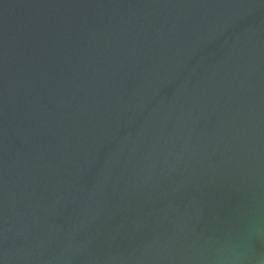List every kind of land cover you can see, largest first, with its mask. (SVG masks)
Segmentation results:
<instances>
[{
	"label": "water",
	"instance_id": "water-1",
	"mask_svg": "<svg viewBox=\"0 0 264 264\" xmlns=\"http://www.w3.org/2000/svg\"><path fill=\"white\" fill-rule=\"evenodd\" d=\"M261 201L264 0H0V264H178Z\"/></svg>",
	"mask_w": 264,
	"mask_h": 264
},
{
	"label": "clouds",
	"instance_id": "clouds-1",
	"mask_svg": "<svg viewBox=\"0 0 264 264\" xmlns=\"http://www.w3.org/2000/svg\"><path fill=\"white\" fill-rule=\"evenodd\" d=\"M258 246H264V227L240 218L213 235L193 230L185 247L191 255H183L178 264H249L247 255Z\"/></svg>",
	"mask_w": 264,
	"mask_h": 264
}]
</instances>
